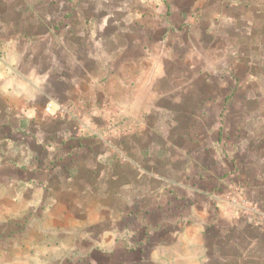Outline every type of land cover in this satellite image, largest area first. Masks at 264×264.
<instances>
[{"label":"rangeland","instance_id":"obj_1","mask_svg":"<svg viewBox=\"0 0 264 264\" xmlns=\"http://www.w3.org/2000/svg\"><path fill=\"white\" fill-rule=\"evenodd\" d=\"M49 1L46 0L42 8ZM249 1L264 5V0ZM40 2L13 0L17 8L31 5L34 11L30 16L33 20L23 22L24 28H21L27 29L25 33L30 38H25L21 29H17L16 34L10 33V37L15 35L22 39L21 42L30 39V43L36 44L37 51L39 44L47 40L40 39L43 37L38 33L44 34L47 29L36 20V16H42L43 22L50 26L52 23L53 34L62 30H55V25L59 29L65 28L63 25L68 16L66 3L65 11L55 15L54 12L39 13L35 7L41 6ZM238 2L224 0L223 24H227L228 13L229 16L236 13L239 23H233L236 30H240L235 33L239 38L229 39L226 32H219L208 47H205L206 41L202 47L199 33L196 30L190 33L187 25L168 34L166 9L160 10L158 23L154 21L152 25L156 28L149 34L132 30L126 35L117 25L111 30L103 29L104 25H98L94 16L89 35L95 40L93 46L99 57L94 64H89L94 71L93 81L88 84L91 93L81 94L73 110L70 105L72 97L68 95L69 99L64 98L67 104L63 113L60 112L58 117L68 119L72 115L76 121L78 117L80 128L77 129L76 123L72 128L79 132H76L78 143L80 146L93 143L96 152L102 153L101 163L88 158L86 147H82L81 157H75L76 163L73 158L65 157L64 160L58 157L53 148L63 137L59 139L60 133L49 132L53 123L50 122L48 137L44 139L50 155L44 156L46 160L42 166L53 170L67 164L79 168L85 180L88 173L96 171L97 176L103 172V176L111 177L114 167L121 168L122 172L125 169L127 178L115 179L108 184L105 177L91 180L88 183L93 184L95 194L87 192L85 186L88 188V185L79 181L80 177H75L72 182L58 179L46 195L40 186L41 180L42 184H47L52 177H37L36 185L19 186L14 179L20 173L23 179V171L20 169L18 174L10 163L0 165V264H264V237L252 242L251 239L258 234L247 224L242 223L236 229L226 225L223 238L217 240L216 233L211 237L216 230L214 222L217 218L215 212H208L211 216L207 220L209 231L206 233L209 200L198 194L202 187L199 180L182 170L185 165H191L192 160L180 158L177 153L168 155L164 152L168 146L182 150L188 148L192 146L189 136L218 134L222 126H227L226 130L232 135L237 132L248 135L252 129L250 124L253 126L250 120L258 116L264 118V113L253 112L249 118L247 114L251 96L247 92L249 88L255 85L264 102V16L254 14L252 10H241ZM228 4L232 9L227 11ZM28 13L25 17L20 13L17 18L26 20ZM143 22L150 29L151 20L144 18ZM0 34L7 36L6 31ZM189 34L196 40L188 37ZM125 37L137 39L132 51H125V46L119 43ZM231 41L235 42L233 46ZM241 43L245 48L239 55ZM197 50H202L203 59L193 55ZM122 54H139V59L121 62ZM253 70L259 73L255 78L248 73ZM55 82L56 79L50 80L49 87L54 88ZM66 86L72 88L70 84ZM234 87L236 90L231 94ZM83 88L87 86L83 85ZM85 91L88 93L87 89ZM62 97L66 96L62 94ZM87 102L90 105L86 106ZM251 102L250 107L258 104V101ZM46 112L56 116L51 105L47 106ZM68 129L70 139L75 133ZM92 136L97 139H87ZM35 161L28 160L27 166H34ZM153 166L159 168L162 180L155 177H160L158 172L145 173ZM188 169L195 171L194 168ZM125 180L129 183L128 188L122 191V196L116 195L119 184ZM132 184L138 187L135 189ZM108 186L112 197L103 199V190ZM171 190L174 195H170ZM135 193L142 197L133 209ZM227 194L230 190L224 196ZM168 196L172 197L174 204L165 205L164 210L170 215L159 228H155L160 221V209L156 208L160 207L159 203L165 204ZM211 198V203L218 202ZM225 199L228 201V197ZM240 209L247 210L245 207ZM232 233L236 238L234 243L227 242L225 239Z\"/></svg>","mask_w":264,"mask_h":264},{"label":"crops","instance_id":"obj_2","mask_svg":"<svg viewBox=\"0 0 264 264\" xmlns=\"http://www.w3.org/2000/svg\"><path fill=\"white\" fill-rule=\"evenodd\" d=\"M45 1L41 0V6L35 7L39 9V13L41 11L54 12L55 15L63 13L65 11L64 3H66L65 13L68 16L67 22L63 25L65 26L64 29H59L55 25V30L59 31L62 29L60 33L57 32L56 34L52 33V23L50 26V24L43 22L45 19L42 16L40 18L36 16V20L40 21V24L42 23L47 29L44 34L38 33V35L43 37L40 39L47 40L45 42L42 41L45 45L39 44V51H37L36 44L30 43V39L25 40L23 38L24 41L21 42L22 39L16 38L15 35L10 37V33L16 34L17 29L19 30L23 27V22L33 20L30 17L34 11L33 6L27 5V8L18 6L17 8L13 0L11 6L10 0H0V33L7 32V36L0 34V165L4 166L10 163L18 171V174L19 171H23V174H25L23 179L21 178V173L17 179H14L18 181H16V184L19 186L36 185L37 177L41 179L44 176H46V179L49 176L52 177V181L49 178L47 184H42L43 180H41L40 186L44 188L46 195L51 191L56 180L61 179L62 182H72L75 177H80L79 181L88 185V188L85 186L87 192L95 194V188L93 184L90 186L89 181L105 177L108 184L115 179L127 178L128 172L125 169L122 172L121 168L118 170V168L114 169L112 167L113 173L111 177L103 176V172L97 176L96 171V173H88V178L85 180L79 168L77 170L76 167H70L67 164H63L64 166L53 170L47 169L46 165L42 166L43 161L46 160L44 156L50 155V152L46 150L48 146H44V139L48 137L47 131L50 122L53 123L49 132L60 133L58 135L59 139L61 136L63 137L62 140L57 141V146L53 148L54 153H58V157H63L64 160L65 157L73 158L76 163L78 157H81L80 151L82 147H86L85 151L88 158L96 160L98 164L101 163L100 156L102 153L101 151L96 152L92 145L93 143H90L89 146L79 145V139L76 134L78 131L72 129L74 123L78 124L77 129L80 128L78 117L77 121L72 115L68 119L64 116L62 118L58 117L60 112L63 113V109L67 104L64 98L69 99L68 95L72 97L70 105L73 110L81 94L90 95L91 93L88 84L93 81L94 71L89 64H94V61H97V57H99L93 46L95 40L91 39L89 35L91 30L90 22L92 24L94 16L98 19V25H104L103 29L108 28L111 30L114 25H117L120 32L126 35L132 30L141 34L145 32L149 34L156 28L152 27V25L154 21L158 23L160 10L166 9L168 13V34L181 25H187L190 33L194 32V30L199 33L202 47H204L203 43L205 41L207 42L205 47L210 46L212 39L217 37L219 32H226L228 35L226 38L238 39L239 36H236L235 33H240V30H236L235 22L238 24L239 19L236 13L231 16L228 13L227 24H223L224 0H68L66 2L65 0H50L45 8H42ZM238 3L241 10H252L254 14L255 12L257 14L262 13L261 15L264 16V5H257L254 1L251 2L249 0H239ZM228 6L225 8L227 11L232 9L231 6ZM27 11L29 13L26 16V20H23ZM20 13L24 17L17 18ZM144 18L151 20L150 29L147 27L148 24L143 22ZM233 21L235 22L233 23ZM34 24L37 25V23ZM26 30L23 29L21 34L25 38H30L26 35ZM52 34L56 38H52ZM189 36L192 40H196L193 35L189 34ZM135 42H137V39L131 40L125 37L124 41L122 40L119 43H121V46H125V51H132L136 47ZM231 42L233 46L235 42ZM192 47H196V42L192 43ZM199 47L201 48V46ZM239 48L238 54L240 55L244 51L243 48H245L243 43L239 44ZM193 53V55L203 59L201 56L202 50H197V52ZM231 55L234 56L235 54ZM128 57H133V59L129 60ZM137 57H139V54H131L130 56L129 54H122L120 61H138L139 58L137 59ZM54 64L56 67H54ZM248 73H251L254 78L256 74H259L258 72L255 73L254 70ZM229 75L231 76L230 73ZM236 77L239 78L237 74ZM237 78L235 79L238 80ZM52 79H56V82L53 83L54 88L49 87V81ZM67 84H70L72 88H67ZM83 85L87 86L85 89H87L88 93L83 88ZM234 90H236L235 87L232 92ZM60 92L66 97H62ZM247 92L248 95H251L248 98V118L252 115L250 113L253 112L257 114L264 113V102H262V95H260L259 89L254 85ZM251 101H258L257 106L250 107ZM48 105H51V109L55 111L54 114L56 116L53 115V117L52 113L48 114L46 112ZM88 105H90V102L86 103V106ZM236 120H239V117ZM250 122L253 123V126L250 124L252 129L248 132V135L244 134V132H237L236 135H232L229 130H226L227 126H222V128H219L218 134L210 133V135L203 136V133H196L189 136L188 141L192 143V146L188 148L186 147L182 150L168 146L164 150L168 155L177 153L180 158L192 160L193 163L189 162L191 165L186 164L188 167L194 168L195 171H190L187 165L182 167V170L188 176L192 175L193 179L195 178L196 181L199 180V183H201L202 187L198 194L202 196V199L209 200V204L206 205L207 209L205 208L207 212L205 222L208 218L210 220L211 215L209 213L215 212L214 215L217 220L214 222V229L216 230L211 234V237L216 233L215 237L217 240L223 238V228L226 225L230 224L233 229H236L242 223L252 227L255 232L257 231L258 235L251 239L252 242H258L264 237V118L261 119L258 116L251 119ZM224 123H226L225 120ZM68 128L75 133L70 139H68L71 136L68 134ZM87 139L92 141L97 138L92 136ZM202 140L207 142L203 144ZM73 141L76 142L74 143ZM73 149L75 152H72ZM105 154L109 155L108 153ZM84 158L86 159L87 157ZM28 160L29 162L36 160L35 162L37 163H33L34 166L29 164L31 167H28ZM153 172L159 173V168L153 166L152 169H148L145 173L149 175V173ZM161 174L160 177H155L158 180H162L163 176ZM214 181L215 184H213ZM128 185L127 180L120 183L119 192L115 191V194L122 196V191H125ZM133 187L136 189L138 185L135 184ZM193 187H195L194 183ZM228 190H230V194L224 196ZM103 191L105 192L101 196L103 199L112 197L110 186ZM172 194L174 195L175 192L171 190L170 195ZM141 197L140 193H135L133 201L136 204L133 209L138 206V201ZM211 197L216 198L218 202L213 201L211 203ZM225 197H228V201ZM170 198L172 199V197L168 196L166 198L168 201L165 204L159 203L160 207L156 208L157 210L160 209V221L157 226L153 224L155 228H159L163 222L167 221V216L170 214L166 209L164 210L165 205L171 204L172 206L174 204H172ZM174 200L176 201V199ZM230 200L232 201L230 202ZM243 200L245 201L244 205L242 204ZM213 205L214 208L212 207ZM151 206L153 205L151 204ZM242 207L247 208V210L243 211V209H240ZM133 209L131 211H134ZM129 214L131 213L129 212ZM214 225L211 227H214ZM208 227L209 223L207 221L205 223L206 233L209 231ZM126 228L128 229V226ZM234 239L236 238H234L232 233L225 240L234 243Z\"/></svg>","mask_w":264,"mask_h":264},{"label":"trees","instance_id":"obj_3","mask_svg":"<svg viewBox=\"0 0 264 264\" xmlns=\"http://www.w3.org/2000/svg\"><path fill=\"white\" fill-rule=\"evenodd\" d=\"M234 91H235V90H234ZM234 91H233V92H234ZM233 92H232L231 94H233ZM231 94H229V95L227 96V100L229 99V96H230Z\"/></svg>","mask_w":264,"mask_h":264},{"label":"built area","instance_id":"obj_4","mask_svg":"<svg viewBox=\"0 0 264 264\" xmlns=\"http://www.w3.org/2000/svg\"><path fill=\"white\" fill-rule=\"evenodd\" d=\"M263 216H264V214H263Z\"/></svg>","mask_w":264,"mask_h":264}]
</instances>
